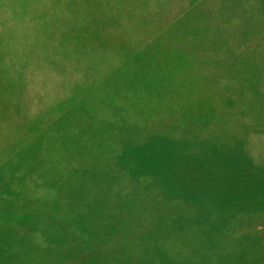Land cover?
<instances>
[{"label": "rangeland", "instance_id": "rangeland-1", "mask_svg": "<svg viewBox=\"0 0 264 264\" xmlns=\"http://www.w3.org/2000/svg\"><path fill=\"white\" fill-rule=\"evenodd\" d=\"M0 264H264V0H0Z\"/></svg>", "mask_w": 264, "mask_h": 264}]
</instances>
